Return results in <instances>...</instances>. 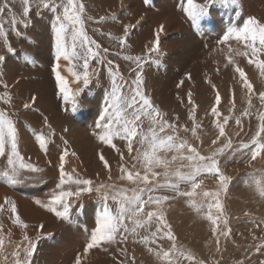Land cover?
<instances>
[{"label":"snow or ice","instance_id":"obj_1","mask_svg":"<svg viewBox=\"0 0 264 264\" xmlns=\"http://www.w3.org/2000/svg\"><path fill=\"white\" fill-rule=\"evenodd\" d=\"M17 0H0V39L8 53H13L14 48L9 42V33L22 36L19 27L28 29L32 24L30 13L35 9L37 16L44 12L51 14V40L52 50L56 63L51 67L55 77L56 88L62 95L66 104L71 105V110L78 108L77 97L88 88L92 78L98 75V69L92 67V62L104 64L107 68V76L110 88L105 94V103L95 123L96 131L93 136L101 146H108L114 150L120 158L118 179L125 181L133 187H125L116 183H95L92 179L79 175L75 168L66 170L69 157H77L75 151H70L67 140H64V148L58 157V179L54 188L47 194L46 200L36 199L34 204L40 209L51 213L57 219L70 221L73 204L84 194L95 192L101 202L102 211L98 213L95 227L89 234L83 248V253L75 257L74 264H83L91 250L99 249L105 253L112 246L124 254L125 260L120 264H136L135 256L129 257L127 244L131 241L134 245H142L146 252L156 258L157 264H205L198 260L195 254L178 243V239L172 230L165 214V206H170L171 201L185 198L186 203L199 219L209 224L210 239L215 243V250L221 251V239L225 241L231 236L227 213L222 203L221 195L227 194L232 183V177L226 175L222 167V161L226 164L234 160L238 155L247 158L250 167L253 162L264 159V90L257 93L253 83L249 79L243 67L237 63V57L247 59L248 65H253L258 71L261 85L264 86V23L254 17L244 19L242 25L229 26L217 41L222 47L219 49L225 54L227 63L225 67L232 66L234 73L238 74L237 84L244 92L246 107L236 114L235 93L229 90L228 115L220 111L222 97L215 84H211L215 93L214 103L206 115L210 116L211 126L215 130V138L211 139V146L207 154L189 142V139L179 135L191 133L195 141L202 144L199 132L203 131L202 121L197 120L198 105L192 99L191 91L187 94L188 119L191 128L170 122L167 113L156 105L151 96L144 90V66L147 63L159 65L160 36L164 30L161 24L154 31V39L150 46L145 47L143 55H122L125 61H131L135 68L130 71L134 78L126 80L119 70V65L114 66L111 59H106L109 51L107 47L101 48L96 40L92 39L85 28V22L92 21V16H85V5L82 0H19L22 12L17 14L13 5ZM148 6L149 0H143ZM238 0H204L203 4L194 0H186L181 8L193 27H198L199 21L209 14V8L214 5H237ZM125 24L123 35L120 37L108 34L110 40L118 41L120 49L126 47V41L131 31L139 24ZM106 20L116 22L118 17L112 13L109 17L101 16L95 21L97 24ZM7 26V27H6ZM99 31V29H96ZM103 35V33H101ZM235 41L237 47H232ZM226 50V51H225ZM213 51H216L214 49ZM27 57V54H24ZM120 55V53H117ZM5 60L0 55V62ZM30 63L35 61L28 57ZM67 62L66 71L72 77L71 83H82L83 87L73 90L70 82L60 72V61ZM219 68H217V72ZM190 80V73H185ZM205 82L211 83L207 74ZM4 91L0 93V101L9 105L12 96L9 85L0 80ZM184 84L180 80L176 87L179 89ZM259 102V108L254 105L253 98ZM176 99L181 104L183 98L177 93ZM31 102L23 104L24 109H30L35 104L37 97L31 96ZM255 117V131L247 140H238L234 143L232 136L227 132V126L234 120L238 131L237 137L243 132V121H250ZM177 121L179 117L175 118ZM147 124L145 128L144 125ZM44 128L47 133L34 132V140L39 149L47 154L51 137L55 136L49 118H43ZM67 131V130H65ZM125 142L129 158L134 161L131 168L126 166L123 151L117 147L114 140ZM103 168L109 172L108 180H112L109 161L101 151L97 152ZM170 157V158H169ZM0 177L9 187L22 183L31 178L30 174L42 173L43 169L31 163L21 153L17 126L11 115L0 108ZM51 163V161H49ZM143 169L141 172L138 166ZM161 169L162 171H156ZM158 177L160 179H158ZM203 177L213 178L217 182L215 190H206ZM244 183L253 189L254 195L264 200V172L259 175L251 172ZM112 202V206L109 205ZM8 212L12 224L19 226L21 230L28 228L18 214L16 203L8 197L0 203V213ZM245 215H249L247 212ZM256 227L264 226V221H252ZM2 227V226H0ZM44 228L40 224L37 228V237L30 238L26 232L22 241L14 244L13 251L9 254L5 249V238L0 234V258L2 264H32V257L37 248V241ZM87 231V229H85ZM51 235V233H49ZM168 240L170 246L164 248L159 241ZM253 241L258 237L252 236ZM11 243V241H9ZM124 247H121V246ZM255 253L264 254V238L254 244ZM238 264H244L239 261ZM258 264H264V259Z\"/></svg>","mask_w":264,"mask_h":264},{"label":"rangeland","instance_id":"obj_2","mask_svg":"<svg viewBox=\"0 0 264 264\" xmlns=\"http://www.w3.org/2000/svg\"><path fill=\"white\" fill-rule=\"evenodd\" d=\"M82 2L85 5V16H92L94 18L92 21L86 20L85 22L88 35L96 40L102 49L105 47L109 49L108 53L105 54L106 59H111L114 62V66L119 65L121 74L129 81L134 78V73L130 69L135 68V65L131 61L123 60L122 55H143L145 47L150 46L151 41L155 38V29L161 24L164 25V30L160 36V52L163 55L158 57L160 61L158 66L152 63L145 64L143 72L145 81L144 90L151 96L153 102L163 112L167 113V118L170 122H176L189 128H191V121L188 119L190 106L187 103V94L191 91L192 99L198 105L196 112L197 120L203 123V131L199 132L203 143L201 144L200 141L193 140L190 132L184 133L181 130L179 135L189 139V142L197 146L202 154H207L211 146V139L215 138V130L211 126L212 118L206 115L210 111L215 99V93L212 90L211 84H215L221 94L222 104L220 111L224 115H228V108L230 107L228 103L230 89L235 93L236 114L238 115L247 106L244 100V92L237 84L236 79H234L238 74L234 73L232 66L225 67L227 63L225 54L219 51L222 46L217 41L229 26L242 25L244 19L248 17H254L259 22L264 23V0H238L237 5L234 6H211L209 14L199 21L198 27H193L191 21L182 11L181 5L182 3H186V0H149L148 6L144 5L143 0H82ZM194 2L203 4L204 0H194ZM13 7L17 14L22 12V5L19 0H17ZM112 13H115L118 17L116 22H112L111 20H106L99 24L95 22L101 16L109 17ZM30 16L32 19L30 27L28 29L19 27V30L23 33L22 36H15L9 33V42L14 48L13 53L6 51L3 47V40L0 39V55L5 56V60L0 62V80L9 85L8 90L12 96V101L9 105H5L3 101H0V108L11 115L17 126L21 153L31 163L36 164L42 169L44 168L43 171L45 172L47 170V165L45 164L50 159L52 160V158L54 160V156L56 155V153L53 155V151L49 149V146L57 144L58 138L60 140L62 135H68V140L69 138L71 140V133H74L75 130L83 132L86 129H90L92 132L89 135L86 134L84 142L90 145L95 142L96 139L93 136L94 130L92 126L96 123L100 111H96L95 113L91 105L99 101V94H101V97H105L106 91L110 88V82L105 65L96 64L93 61L92 67L98 69V75L92 78L88 88L84 89L79 97H77L79 106L76 111H72L71 105L66 104L62 95L59 94L54 81L55 77L51 72L52 65L56 63L51 47V14L44 12L42 15L37 16L33 8ZM141 17L143 19L131 31L124 49L119 48L118 41L108 38L109 33L115 37L122 36L123 26L125 24H135ZM96 29H99V31H96ZM231 43L233 48L237 47L235 41ZM214 49L216 51H213ZM25 53L27 57L24 55ZM117 53H120V55H117ZM28 57L35 62L30 63ZM260 58L264 59V55H261ZM236 59L239 66L245 69L257 93L264 90L256 68L253 65H248L247 59L244 57H237ZM66 67L67 62L61 60L60 72L61 75L69 80L70 87L73 90L83 87L82 83H71L72 77L67 73ZM217 68H219L218 72ZM185 73H190V80L185 76ZM205 74H207L211 83L205 82ZM180 80H184V84L178 90L176 84ZM37 84L40 86L34 89V86ZM3 91V86L0 84V93ZM177 93L183 98V104L176 99ZM33 95L37 97V100L47 96L54 103L53 107H56V117L49 121L55 131V136L51 137L47 154L42 152L44 161H41L40 157L33 155V152L32 156L27 155L26 150H22L21 148V140L25 137L28 138V142L33 148H39L34 140V132L43 131L47 133L48 131L44 128V124L41 121L35 127L28 126L30 124L28 122V119L31 117L30 115H34L31 110L34 109L37 112L38 110L35 108L39 102L36 100L33 107L27 110L23 108V104L26 102L30 103V98ZM102 102L105 103L104 98ZM253 102L258 109L259 102L256 97L253 98ZM176 117H179L178 121L175 119ZM62 125L64 127H61ZM255 125V117L251 121L245 118L243 121V132H241L239 137L235 135L238 129L234 120L230 121L226 130L232 136L235 143L241 139H249L255 131ZM87 147L89 148V146ZM91 154L92 156L87 162L93 165L92 167L94 168L96 167L92 164L94 156L93 153ZM108 159L110 164L112 163L113 165V157L108 155ZM71 163H67L70 166L66 170L71 171L72 168H75L79 173L78 168L80 165ZM119 165V163L115 164L116 167L114 168L117 170H115V173L111 171L113 173L112 176L114 174L115 176L120 175ZM126 166L131 168L129 163H126ZM137 167L143 172V169L139 165ZM222 167L225 174L232 177V183L229 186L227 194L222 193L221 195L232 232L226 241L223 238L221 239L220 252L215 250V243L210 239L208 222L198 218L196 213L187 205L185 198H178L175 201L169 202L170 206H165L166 218L172 226L178 243L183 244L186 249L191 250L197 259L203 260L205 264H238L239 261H244V264H258L260 260L264 259V254L255 253L252 246L259 243L260 238H264V226L256 227L252 221H264V200L255 196L253 189L244 183V181L251 172H256L257 175L260 172H264V159L258 158L257 161L253 162V166L250 167L247 163V158L238 155L234 160H230L226 164L222 161ZM100 168H98V173L102 175L105 169ZM156 171L162 170L156 169ZM44 172L30 174L31 178L27 179L28 182L25 180L21 183L22 187H35V184L29 181L38 180L39 177L47 173ZM115 176L111 181L107 179L108 176L101 177L98 181H93L95 183H116L125 187L134 186L125 181H120L118 176ZM158 179L160 178L158 177ZM203 179L206 190L216 189L217 182L213 178L203 177ZM1 184L2 182H0ZM18 194L21 197V193ZM84 200L98 201L100 205L95 206L103 207L99 196L95 192L84 194L77 200L72 206L71 214L74 218L79 219V223L69 225L66 221L67 226L72 228L76 233H79L75 231L78 230L77 227H82L91 213V208L81 207L85 205L80 206V202ZM246 212L249 215L246 216ZM9 214L8 212L0 213V226H2L0 227V234L5 238L6 252L10 254L14 249L12 242L15 241L17 243L22 241L24 234L19 233L17 236L16 234L12 236L13 234L4 229V226L8 225L7 228L10 226L11 216ZM5 220H7L8 224ZM67 226H59L55 233H51V235L46 232V228L42 230L40 238L37 241L36 251L32 257V264H74L75 257L83 253L84 247H78L74 241H68L67 238L63 240V231H61L62 228L60 227L65 229ZM253 235L258 237L257 241L252 240ZM35 238L33 237V239ZM50 239L52 241L55 240L53 247L49 242ZM158 243L165 249L170 246V242L166 239ZM127 248H129V257L135 256L136 264H157L156 258L148 254L142 245H134L130 241ZM47 250L56 251L48 254ZM109 254L108 252L101 251V255L105 258H109L111 256ZM123 255L122 258L125 260V256ZM66 256V261H64ZM0 263H2V258H0Z\"/></svg>","mask_w":264,"mask_h":264},{"label":"bare ground","instance_id":"obj_3","mask_svg":"<svg viewBox=\"0 0 264 264\" xmlns=\"http://www.w3.org/2000/svg\"><path fill=\"white\" fill-rule=\"evenodd\" d=\"M235 45H236V43H235ZM43 76H44V74H43ZM54 81H55V79H54ZM39 86L40 85H38V84L35 85L34 89L38 88ZM99 96H100L98 98L99 101L97 102L98 104L94 103L91 105L92 108H94L95 113H96V111H101L102 107L104 106L102 99L105 97H101V94H99ZM37 101L39 102V103H37L39 107L37 106L35 109L38 111L36 112L34 109L31 110L32 114H34V115H30L31 117L29 119L27 118L28 122L30 123L28 126L35 127L39 121L43 122L44 116H47L49 118V121L56 117V115H55L56 114V109H55L56 107L55 108L53 107L54 103L47 96H45L44 98H40ZM144 126L146 128L147 124L145 123ZM61 127H64V126L62 125ZM65 128L67 129V127H65ZM92 129L94 131H96L95 123L93 124ZM89 130L90 129H86L83 132L80 130H75L74 133H71L72 137H71V140L69 138L70 141L67 138L68 135H66V134L62 135L60 137L61 138L60 140L58 138L57 144H55V145L51 144L49 146V149L53 151V155H54V153H56V155L54 156V160H53V158H52V160L50 159L51 163L48 162L47 164H45V165H47L46 166L47 170L45 171L47 173L45 175L39 177L38 180L29 181V182H33L35 184L34 185L35 187H33V188H31L32 186L31 187L28 186L29 188L26 186L22 187L21 183L15 185L14 187H9L4 182V178L0 177V182H2V184L0 185V203L4 202L5 197H8L11 200H13L17 205L18 214L20 215L21 219L25 223H27V225H28V228L26 230H21L19 228V226L12 224V221L10 220V223H9L10 226L7 228L8 225H6V226H4V229H7V231L9 233L13 234L12 236H14V234H16V236H17L19 233L25 234V232H26V234L29 237L35 238L37 236V228L40 224L44 225L43 229L46 228L47 233H52V234L55 233V231L58 229L59 226H67L66 221L57 219L51 213H48L45 210L40 209L38 206H36L34 204V201L36 199L46 200L47 194L54 188V185L57 182V179H58V168H57L58 157H59L60 152L62 151V149L65 146L63 143L64 140H67V142L69 143V144H67L69 150L75 151L77 153V157H69L66 159H67V163L72 162V163H77L80 165V167L78 168L80 176H82L84 178L92 179L94 181L95 180L98 181V180H100L101 177H107L109 175V172L107 170H105L104 174H102V175H100L98 173V168L101 167L103 169V166H102V164L99 161V158L97 156L98 151H101L107 160H109L108 155H111L113 157L114 164L112 165V163L110 164V162H109V165H110L111 171H113V173H115V170H117L116 168H114V167H116L115 164H117V163L120 164L119 155L114 150L109 148L108 146H106V145L101 146L98 143V141H96V140L91 145L86 144V142H84V138H85L86 134L89 135L92 132L91 130L90 131ZM79 132H81V133H79ZM68 133H69V131H68ZM113 142L117 145V147H119L123 151L125 161L127 163H129L131 166L132 163H134V161H132L128 156L127 149L125 147V142L120 141L118 139L114 140ZM21 143H22L21 148H22V150H26L27 155H31L33 152V155H35L36 157H40L41 161H44L43 160L44 156H43L42 151L39 148H36V149L33 148L32 145L28 142L27 137H25L23 140H21ZM27 144L30 146H28ZM87 146H89V148ZM91 153H93V156H94L93 161H92L93 162L92 164H94V166H96L94 168L92 167L93 165H91L90 163L87 162L88 159H90V157L92 156ZM27 157H29V156H27ZM48 160H49V158H48ZM67 163H66V168H68L70 166ZM0 167H2V160H0ZM113 173H111V176L113 175ZM114 176H115V174H114ZM114 176H112V179L114 178ZM117 176H115V177H117ZM107 179H108V177H107ZM25 180H27V179H25ZM115 180H116V178H115ZM27 182H28V180H27ZM18 193H21V197L19 196L20 194H18ZM81 205H85V206H81ZM95 205H100V202L91 201V200L90 201L84 200V201L80 202L81 207L91 208V213L89 214L90 217L88 216V219L86 220V222L84 223V225L82 227H77L78 230H75V231H78L79 233L74 232L73 229L70 228L69 226H67V228H65V229L63 227H60V228H62L61 231H63V240H65L67 238L68 241H72V242L74 241L75 244L78 245V247H80V248L85 246L89 234L91 233V231L95 227L96 217H97L98 213H100L102 211V207H99V206L97 207ZM109 205L112 206V202L109 201ZM5 221L7 222V220H5ZM67 222L69 225H72L73 223L78 224L79 219L74 218V216H72V214H71V219H70V221H67ZM7 224H8V222H7ZM48 226H50V227H48ZM85 229H87V231H85ZM16 236H15V238H16ZM54 241H52L51 239L49 241L51 243L52 247L54 246ZM12 243L15 244V241ZM121 247H124V246H121ZM49 251L47 250L48 254L53 253L52 251L55 252L56 250H52V251L49 250ZM108 253H110L109 255H111V256H109V258L108 257L105 258L104 256L101 255V250H99V249L91 250L89 253L90 257L88 256L83 261V264H120V262L124 260L122 258L123 253L118 251L116 246H112ZM63 255H66V254H63ZM67 256L64 258V261H66ZM71 258H72V256H71ZM52 262H54V261H52ZM56 263H58V262H56ZM0 264H2V263H0Z\"/></svg>","mask_w":264,"mask_h":264}]
</instances>
